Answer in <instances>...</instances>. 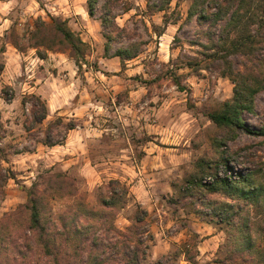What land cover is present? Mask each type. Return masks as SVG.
<instances>
[{
	"label": "rangeland",
	"instance_id": "rangeland-1",
	"mask_svg": "<svg viewBox=\"0 0 264 264\" xmlns=\"http://www.w3.org/2000/svg\"><path fill=\"white\" fill-rule=\"evenodd\" d=\"M209 1L217 4L210 13L224 3ZM87 2L0 0V164L11 174L0 197V264H85L88 252L77 255L63 236L59 248L51 245L62 251L58 261L53 251L46 255L42 227L32 228L23 208L30 195L37 197L42 225V193L47 227L61 232L59 214L68 220L83 198L90 217L81 218L92 227L90 235L138 254L142 264H260L264 202L248 205L221 193L191 196L182 190L194 163L215 158L219 150L235 156V170L254 172L264 184V137L220 128L206 115L234 94L235 83L211 49L225 35L231 11L210 26L188 17L193 0H100L93 17ZM52 17L67 20L87 44L78 64L71 51H48L42 59L29 46L35 21ZM12 34L24 51L11 43ZM119 50L138 55L122 61ZM262 54L229 59L235 72L256 74L264 70L257 59ZM29 94L47 103L42 123L33 121L37 101ZM254 111L243 119L260 129L264 90L256 95ZM69 123L77 125L69 130ZM111 180L121 185L112 186L115 204L104 207L103 198L112 196ZM204 201L218 208L232 204L241 214L222 220L207 214L211 207ZM112 253L108 264H127L129 258Z\"/></svg>",
	"mask_w": 264,
	"mask_h": 264
},
{
	"label": "trees",
	"instance_id": "trees-1",
	"mask_svg": "<svg viewBox=\"0 0 264 264\" xmlns=\"http://www.w3.org/2000/svg\"><path fill=\"white\" fill-rule=\"evenodd\" d=\"M100 0H88V14L90 17L95 15L97 4ZM171 0H167L169 2ZM209 0H193V3L189 9L188 17L190 19L195 18L199 24H203L206 21H210V26H217L220 21H224L231 11L226 23L223 27L225 35L219 37V42L212 44L211 49H215L214 61H217L219 65H224V73L231 76V79L235 83L233 97L226 100L222 106L218 109L211 110L206 113L208 118L220 128H228L235 131H246L247 133H255L264 137V126L260 129H253L248 126L244 119L243 113H254L255 111V99L256 95L264 90V70L261 69L260 73H241L235 72L232 68L229 57L235 54L244 55H256L258 51L264 53V0H224L222 4H218L217 11L210 13L211 8H216L209 1L207 8L204 7V3ZM110 2V1H108ZM213 2H218L214 0ZM113 3V2H112ZM237 3V4H235ZM111 5V3H110ZM108 3L109 12H111V6ZM113 5V4H112ZM236 5V8L233 6ZM211 19V20H210ZM108 22V16L102 18V23ZM234 35V36H232ZM109 39L107 34H104ZM11 43L20 51H24V45L18 41V36L12 34ZM30 47H35L38 50V54L42 59L47 58L48 51H71L73 56L85 59L87 44L76 34L68 25L67 20L52 17L50 20H44L38 18L34 24V30L30 32L28 38ZM220 53H223L220 55ZM137 53H131L129 50H119L116 56L120 57L122 61L136 57ZM257 57V56H256ZM262 62L264 63V54H262ZM221 67V66H219ZM260 68V67H259ZM4 70V64L0 63V73ZM180 84L179 82H177ZM28 97L35 98L37 103H34L33 121L35 123H42L48 115V106L45 100L36 94H29ZM24 97L23 103H26ZM58 121H62L58 118ZM62 123V122H61ZM67 129H74L77 124H66ZM27 127V126H26ZM29 128V126L27 127ZM30 129V128H29ZM47 145H55L51 140H48ZM216 144L219 148L224 146L223 140H216ZM237 159L228 150H219V154L212 159L205 157L199 158L195 163V171L191 172L185 179V186L183 191L190 192L191 196L195 193H221L230 199L237 200L242 199L248 201V205H257L264 202V184L259 183L255 178L254 172H243L235 170L231 163H235ZM11 177L8 170L0 164V197L3 196V186L7 180ZM61 178V179H60ZM59 182L64 181L62 176H58ZM58 182V181H57ZM114 184L121 185L119 180H111L109 187L111 188V195L109 198H103L102 205L112 206L115 204L113 199L117 196L116 187ZM123 192L126 194L128 188L122 184ZM199 191V192H198ZM207 198H205L206 200ZM83 198L80 199L79 211L75 215L68 217L66 213H60L57 220L60 221L62 231L57 229L52 230V226L47 227L44 223L43 203L45 198L42 193V225H41V207L37 197L30 195L28 202L23 206L30 212L32 228L42 227V241L46 245L45 253L48 256L53 255L51 245H55L59 248L57 240L62 236L66 242L74 244L77 255L80 252H88L85 264H108V260H114L112 254L113 251L120 254L122 259L124 257L129 258L127 264H142L140 257L136 253H129L123 249H119V245L115 243H108L99 236L90 235L92 227L82 223L81 216L89 219V210L83 202ZM208 203L211 208L207 214L213 216L217 215L222 220L231 221L230 219L238 214H241L240 209H235V206L229 203L222 204L221 207L213 205L211 201H204ZM206 205V204H205ZM146 211L142 210V215H146ZM138 223L144 221L143 217L136 219ZM54 223V222H53ZM55 224V223H54ZM135 227V226H134ZM137 228V227H135ZM264 240V236H263ZM60 247H62L60 245ZM251 249V247H248ZM53 251V252H52ZM60 251V252H59ZM110 251V252H109ZM264 252V251H263ZM258 256V263L264 264V253ZM56 254L55 260L58 261L59 253L61 250L54 252ZM190 258L187 259V261ZM161 264V263H156Z\"/></svg>",
	"mask_w": 264,
	"mask_h": 264
}]
</instances>
